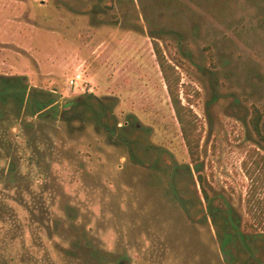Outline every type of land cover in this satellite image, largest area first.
<instances>
[{
	"label": "rangeland",
	"instance_id": "obj_1",
	"mask_svg": "<svg viewBox=\"0 0 264 264\" xmlns=\"http://www.w3.org/2000/svg\"><path fill=\"white\" fill-rule=\"evenodd\" d=\"M0 264H264V0H0Z\"/></svg>",
	"mask_w": 264,
	"mask_h": 264
},
{
	"label": "trees",
	"instance_id": "obj_2",
	"mask_svg": "<svg viewBox=\"0 0 264 264\" xmlns=\"http://www.w3.org/2000/svg\"><path fill=\"white\" fill-rule=\"evenodd\" d=\"M152 45H153L154 54L156 56L157 64L160 68V71L162 73L163 79L165 81L168 90V95L172 108L174 110L176 119L180 125L182 137L187 147L189 156L193 163H197L199 159L200 135L196 123V116L190 108L186 107L181 102V98L179 95L180 75L176 67L168 61L163 50L159 45V42L155 40L153 41ZM16 80H20L21 82L22 78H17ZM4 81L7 82L6 84L7 87L4 90H2V92L7 91L6 93H10V94L14 93V95L17 96L22 94V92L23 94L26 93L25 89H23L22 87H16L12 85V83L9 80H7V78H4ZM88 96L91 95L89 94ZM52 104L53 101L48 104L38 102L37 113L42 112L43 110L49 108ZM260 119H261V114L259 113V109L253 107L250 123L254 132L257 135H260V129H259ZM197 180L199 182V185L201 186L203 198L207 202L209 212L212 216V201H211V197L209 196L207 190L204 187V178L203 176L198 174Z\"/></svg>",
	"mask_w": 264,
	"mask_h": 264
},
{
	"label": "flooded vegetation",
	"instance_id": "obj_3",
	"mask_svg": "<svg viewBox=\"0 0 264 264\" xmlns=\"http://www.w3.org/2000/svg\"><path fill=\"white\" fill-rule=\"evenodd\" d=\"M209 212V208H208ZM226 216H224V213ZM209 215L211 216L210 212ZM217 216H222L226 220V224L228 226V231L223 234V242L221 243L222 246H225L230 241H234L235 239L241 238H249V235H242L240 234L239 226V219L234 216L233 210L231 208L223 209L221 205L214 206L213 199H212V220H215ZM261 234V233H260Z\"/></svg>",
	"mask_w": 264,
	"mask_h": 264
},
{
	"label": "built area",
	"instance_id": "obj_4",
	"mask_svg": "<svg viewBox=\"0 0 264 264\" xmlns=\"http://www.w3.org/2000/svg\"><path fill=\"white\" fill-rule=\"evenodd\" d=\"M82 74L83 72H76L71 78H69L68 83L74 90L85 92L87 83Z\"/></svg>",
	"mask_w": 264,
	"mask_h": 264
}]
</instances>
